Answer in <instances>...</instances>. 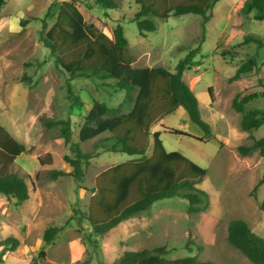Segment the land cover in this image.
<instances>
[{
  "label": "rangeland",
  "instance_id": "1",
  "mask_svg": "<svg viewBox=\"0 0 264 264\" xmlns=\"http://www.w3.org/2000/svg\"><path fill=\"white\" fill-rule=\"evenodd\" d=\"M61 1L4 0L0 6V126L24 146L13 161L0 147V170L23 178L29 189V197L21 203L0 194V242L9 237L18 242L16 247L0 243L5 264H32L34 258L39 264H116L124 251L157 246H165V257L170 259L195 256L216 264H254L227 242V223L241 218L264 239V209L259 205L264 196V182L259 183L264 180V154L254 150L242 156L237 150L264 136V124L252 131L242 130L241 113L232 109L231 99L264 82V46L241 43L247 34L264 39V20L256 21L253 12L244 11L246 0H218L203 39L202 17L192 13L158 19L157 29L141 36L131 20L138 9L134 0H115L114 9H104L94 0H75L85 23L109 38L117 24L123 27L133 67L162 66L173 72L177 61L200 44L182 78L197 96L201 117L211 124L213 136L204 142L170 133L168 128L189 134L192 128L200 131L182 107L151 124L149 132L160 122L159 137L166 151H179L206 170L197 187L207 198L191 207L178 196L156 200L97 235L82 215L96 193V179L109 167L136 157L97 147L108 133L78 141L79 126L92 103L116 107L124 91L116 89L111 79L75 77L70 86L80 104L68 97L67 74L55 66L39 37L43 22L49 27L54 21ZM247 57H253L256 66L240 79L229 81ZM245 108L264 110V96L251 100ZM67 118L70 142L92 154L84 164L81 181H75L64 160L72 153L60 136V125L47 127L43 122ZM152 140L149 133L146 156L151 153ZM54 169L65 173L53 179L48 172ZM48 226L60 227L50 243L43 240ZM40 251L43 258H38Z\"/></svg>",
  "mask_w": 264,
  "mask_h": 264
},
{
  "label": "trees",
  "instance_id": "2",
  "mask_svg": "<svg viewBox=\"0 0 264 264\" xmlns=\"http://www.w3.org/2000/svg\"><path fill=\"white\" fill-rule=\"evenodd\" d=\"M104 9L117 7L115 0H94ZM138 5L132 17L139 35L157 29L158 19H167L170 15L187 13L202 17V34L211 16V9L218 0H134ZM4 0H0V6ZM244 11L253 12L256 21L264 20V0H246ZM24 25L25 20H21ZM40 40L49 49L54 64L67 74V92L75 104H80L78 97H73L70 80L75 77H98L111 79L116 89L124 91L122 102L111 107L105 102L94 101L83 116L79 126L78 141L85 142L103 133L109 135L100 138L97 147L110 152H121L136 157L117 163L96 179V193L90 198L87 210L82 213L94 234H103L121 220L147 209L153 202L163 198L178 196L188 201L189 207L207 198V193L197 187L206 170L184 156L179 151H166L160 139V132L152 134L150 155L146 156L149 128L159 118L182 107L189 121L196 125L203 137H197L185 131L168 128L170 133L191 137L198 141H208L212 136V126L200 114L197 96L183 80V72L193 63V56L200 44L189 49L179 59L174 71L162 66L133 67L128 53V41L123 27L117 24L113 38L99 31L94 25L86 24L77 8L75 0H62L54 21L47 27L45 21L40 31ZM242 44L254 43L264 46V39L253 34L243 37ZM256 66L253 57H247L235 70L229 81L238 80L244 73ZM210 91V90H209ZM264 96V82L256 88H245L231 99V107L241 113L240 127L244 131L258 129L264 124V110L250 109L245 106L251 100ZM126 109V110H125ZM45 126L60 125V136L69 144L72 156L65 155L64 160L72 168L75 181H81L84 164L92 157L91 153L82 152L79 143L70 142V120L44 119ZM0 147L9 161H13L24 151V146L14 141L0 126ZM240 155L246 156L257 150L264 154V136L255 139L249 145H239ZM40 164L44 162L38 157ZM65 171L54 169L48 172L51 178L63 175ZM264 182L263 179L259 183ZM0 194L14 197L18 203L29 197L26 181L13 172L0 170ZM264 209V196L260 202ZM190 211V208H189ZM69 219H72L70 217ZM60 230L57 226L44 229L43 240L50 243ZM191 240L187 241V244ZM227 242L254 264H264V239L256 235L241 218L230 219L227 223ZM1 244H18L14 238H6ZM165 246L143 248L137 251H124L116 264H216L211 260L199 261L195 256L178 258L165 257ZM40 251L38 258H43ZM0 264H5L0 252ZM32 264H39L34 258Z\"/></svg>",
  "mask_w": 264,
  "mask_h": 264
},
{
  "label": "crops",
  "instance_id": "3",
  "mask_svg": "<svg viewBox=\"0 0 264 264\" xmlns=\"http://www.w3.org/2000/svg\"><path fill=\"white\" fill-rule=\"evenodd\" d=\"M186 118L187 119H189L188 118V116H186ZM154 127L150 130V135L152 136V134L154 133V132H156V131H158V127H160L161 125H160V122L159 123H155L154 125H153ZM191 132H192V134L193 135H195V136H197V137H200V136H202V132H201V130L199 131V130H197V128H192L191 129ZM134 215V214H133ZM133 215H130V216H133ZM129 216V217H130ZM141 250V249H140ZM137 251V250H136Z\"/></svg>",
  "mask_w": 264,
  "mask_h": 264
}]
</instances>
